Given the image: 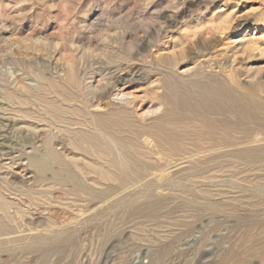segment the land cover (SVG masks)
Wrapping results in <instances>:
<instances>
[{
    "label": "rangeland",
    "instance_id": "374dc122",
    "mask_svg": "<svg viewBox=\"0 0 264 264\" xmlns=\"http://www.w3.org/2000/svg\"><path fill=\"white\" fill-rule=\"evenodd\" d=\"M199 2L0 0V222L10 231L26 230L13 236L41 237L76 231L79 251L55 252L47 264H151L158 245L169 249L161 264H220L223 253L242 242L245 228L240 224L245 215L236 209L229 219L217 215L215 219L196 222L189 234L179 238L175 234L180 228L174 222L192 220L190 215L183 217L182 212L171 219L160 215L156 223L118 220L114 226L118 233L100 245L98 225L118 215L124 203L112 207L118 195L103 199L98 204L104 210L100 221L89 219L96 209L94 203L85 208V191L102 190L113 184L109 178L112 168L104 167L99 173L96 170L104 154L83 139L88 134L103 140L110 134L94 117L111 109L110 97L103 95V88L113 81H121L118 83L128 87V94L136 95L120 106L136 129L165 111L156 98L161 93L156 86L159 74L166 69L186 76L203 67L216 78L233 79V87L260 95L258 99L264 105V0ZM184 30L187 35L193 33L186 37L187 53L194 54L204 38H211L210 49L203 51L204 58L194 56L184 61L180 57ZM245 31L248 35L242 37ZM196 61L200 64L195 65ZM200 120L195 115L188 122L200 130ZM176 130L191 128L181 124ZM51 150L61 155L63 162L59 167L53 164L57 161ZM38 161L51 167L38 171ZM188 167L185 163L152 170L150 175L164 172L168 179L176 180L169 185L155 179L148 186L141 182L142 185L130 186L123 196L139 187L149 189L154 197L178 195L174 184L180 175H176ZM198 169L195 190L207 191L215 201L222 199L218 194L223 190L227 199L237 198L239 188L254 184L243 177L253 179L256 171L246 172L245 176L236 166ZM64 174L75 176L76 182L62 178ZM163 188L168 195H155ZM169 202L172 208L176 207V201ZM74 225L76 229L72 228ZM188 239L195 240L186 247L191 242ZM59 240L60 237L44 239L43 243L51 247ZM29 243L32 242L21 245ZM10 246L0 250V264H39L35 255L19 254L18 261L12 260L10 252L20 253L21 247L12 250L8 249ZM252 261L245 264H259L257 259ZM234 263L244 262L228 264Z\"/></svg>",
    "mask_w": 264,
    "mask_h": 264
},
{
    "label": "bare ground",
    "instance_id": "6f19581e",
    "mask_svg": "<svg viewBox=\"0 0 264 264\" xmlns=\"http://www.w3.org/2000/svg\"><path fill=\"white\" fill-rule=\"evenodd\" d=\"M197 3H200L199 0H197ZM194 28L197 27L195 26ZM188 29L189 31L191 30L190 27H188ZM192 31L194 32L195 30ZM184 33L185 38H183V42H179L181 43L179 49L180 57H182L184 61L188 58L193 59L194 56H202V58H204L205 55L203 51L207 53L210 49L211 38H204L200 46L196 47L195 53L191 54L190 52L187 53L189 41L186 37L189 38L193 33H189L190 35H187L188 32L186 31ZM206 34L209 35V33ZM247 35L248 31H245L242 37H246ZM251 35L256 34L253 33ZM229 38L230 37H228V40ZM179 41H181V39ZM173 47L174 46H172V48ZM186 63L187 62H185V64ZM199 64V61H196L195 65ZM198 69L199 70H195L192 74H187L186 76H179L167 69L161 72L157 79L156 86L161 89V93H159L156 98L166 109L160 116H154L156 118H153L154 120L152 122L140 126L138 129H136L137 126H135L134 122L126 116V110L120 107L128 103V101L136 95L128 94V87L118 83L121 81L117 80L115 82L113 81L110 86L108 85L103 88V95L107 98L110 97L108 107L110 106L111 109L107 112L105 111L106 113L103 115L95 116L94 121L103 128L108 129L107 132H110V134L108 136L104 134L105 139L103 138V140L88 134H85L83 139L87 144L90 143L94 147L97 146L95 148H98L100 152L104 154L105 158L103 161L97 164L95 163L97 166L96 170L99 173L104 167L112 168V171L109 173V178L113 184L102 190L85 191L84 193L88 200L85 208H89V203H94L93 207L96 209L89 219L100 221L104 210L98 208V204L102 202L103 199L116 197L118 195L112 202V207L124 203V208L118 215L109 222L100 223L98 225L97 231L99 233L100 245L106 244L112 236L118 233L114 228L115 222L118 220H141L144 222L156 223L160 215L167 219H171L176 213L182 212L183 217L190 215L192 220L174 222V226L180 228L178 233L175 234V237L179 238L189 234L196 222H200L204 219H215L217 215H223L225 218L229 219L236 209H240L245 215V221L243 222L244 219H242L243 224H240L245 228V230L243 229L245 231H243L244 235L242 239L240 235H238L242 242L239 241L240 245L239 242L238 244L236 242L239 247L235 244L237 248L235 247V249L231 250L229 248L228 251H225V253H223L224 256H222L224 257V261L221 263L244 262L243 264H245L246 262H251L253 259H257L259 264H264L263 101L261 102L258 99L260 95L256 97V95L252 94L250 91L246 92V90L238 86L233 87L232 84L235 83L233 79H231L230 82L228 79L216 78V75L203 67H199ZM111 78L113 79V77ZM93 105L91 106L89 104L91 108L95 107V105L94 107ZM195 115L199 116L201 119L200 130H197V125L188 122L189 118H193ZM181 124L187 125L191 130H176V126ZM198 138L203 139L200 140ZM50 152L55 161H57L53 164H57L59 167L61 162H63L61 155L54 150ZM185 163H188L189 167L184 171L182 170V173L179 172L180 174L176 175H180V178H178L179 182L174 184L176 190L179 192L178 195H172L167 198L154 197L149 189L148 191L147 189L143 190L141 189L142 187H139L134 191L132 190L133 192L123 196V194L130 190L128 189L130 186H139L143 183L148 186L153 179L158 181L162 180V182L165 181L166 183L164 184L169 185L175 178H173V180L170 178L168 179L167 173L164 172L150 175L151 171ZM35 165L38 171H43L44 168L48 169L51 167L42 161H38ZM235 166L243 170L240 173L245 176L246 172L256 170L253 179L243 177L244 181H251L254 184H249L250 186L248 187H241V189L239 188L241 192L239 191L240 195H238L237 198L227 199V192L223 190L218 194L222 196V199L215 201L211 199V195L207 191L195 190L194 186L197 185L196 179L199 178L196 177L197 170H200L198 167L208 170L224 167L234 168ZM149 176L150 178L146 179ZM62 178H70L73 183L76 182V177L71 174L69 176L64 174ZM141 182L143 183L141 184ZM159 184L162 185L161 183ZM121 187H124V189H120ZM165 194L168 195L164 188L155 191V195L158 196H164ZM119 197L121 198L119 199ZM170 200L176 201V207L172 208L169 202ZM1 224L0 222V250L4 251V247L10 245L8 249L12 250L21 247L20 253L14 251L10 252V258L14 261H18L19 254L35 255L39 264H47L51 255L55 252H60L59 254H61V252L67 250L69 254H73L77 250L79 251L80 239L76 231L63 233V231L60 230L61 232H53L41 237L13 236L16 233H24L26 230L18 231V229L17 231H10L8 228L4 227V224ZM73 227H75V225L72 226V228ZM28 231H32V229H28ZM197 231L200 234V229ZM56 237H60V240L54 246L48 247L43 243L44 239H55ZM234 237H236V235ZM192 239L187 240L191 242L185 244L186 247L194 243L193 241L195 239ZM231 240L229 241L230 243L238 240V238H233V241ZM28 242L32 243L26 246L24 245L25 247L21 245L22 243ZM213 245V247H218L215 246L216 244ZM157 247V255L154 257L151 264H161L162 260H164L169 253L167 245H158ZM231 248H233V245ZM220 249L222 251V249L225 248ZM76 255L77 253L75 256ZM220 259L222 258L220 257Z\"/></svg>",
    "mask_w": 264,
    "mask_h": 264
}]
</instances>
